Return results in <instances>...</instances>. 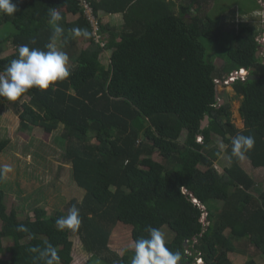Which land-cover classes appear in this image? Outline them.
Segmentation results:
<instances>
[{"label":"trees","instance_id":"trees-1","mask_svg":"<svg viewBox=\"0 0 264 264\" xmlns=\"http://www.w3.org/2000/svg\"><path fill=\"white\" fill-rule=\"evenodd\" d=\"M90 2L102 44L95 42L77 0H12L14 15L0 14V51L13 47L0 58V72L21 44L47 51L60 39L56 48L69 57L70 75L48 90L29 89L15 102L1 99L12 105L21 129L39 127L50 134L62 127L56 139L71 165V180L84 191L70 204L79 209V228L60 231L55 221L68 213L48 214L38 207L33 217L19 219L16 210L7 209L0 180V264H44L40 252L31 249H42L45 242L55 246L58 264H71L72 234L91 254L86 264H131L134 249L119 255L109 247L118 223L131 229L133 245L147 237V226L160 231L167 226L173 237L165 244L181 252L182 264H197L199 257L205 264H232L228 253L239 245L248 255L243 264H258V254L264 264V189L241 167L231 146L237 135L253 136L255 146L244 157L264 169V59L256 55L263 16L257 17L259 28L195 14L206 0ZM51 8L60 12L65 30L54 41ZM69 14L77 18L69 22ZM117 15L120 22L110 23L108 16ZM72 28L88 35L73 37ZM214 45L224 58L220 67L209 52ZM240 69L257 78L236 77L231 83L240 98L238 128L220 93L224 88L214 80ZM215 138L226 144L230 159L221 175L214 168L221 155ZM9 142L0 139V153ZM217 200L224 205L212 208ZM20 225L28 231H18ZM5 240L11 243L5 246Z\"/></svg>","mask_w":264,"mask_h":264},{"label":"rangeland","instance_id":"rangeland-1","mask_svg":"<svg viewBox=\"0 0 264 264\" xmlns=\"http://www.w3.org/2000/svg\"><path fill=\"white\" fill-rule=\"evenodd\" d=\"M201 6L200 12L195 11V14H209L211 18H217L223 22L243 20L258 25L259 28L262 27V24H260L262 22L257 17L262 15L264 18V11L262 10L264 0H206L204 4L201 3ZM191 14H194V12H191ZM66 18L70 22L76 19L77 16L68 15ZM108 18L110 23L118 24L120 22V16L118 15L108 16ZM230 24H225V29ZM224 32L226 31L224 30ZM230 37V34L224 33L225 40H229ZM59 40H55L56 47L61 43ZM261 40L263 45L259 48V57L264 59V38ZM218 51L214 45L209 52H213L216 56V58L214 57L215 65L220 67L224 58ZM11 53H13V47L9 44L8 47L0 51V58ZM105 62L107 61L105 60ZM224 88L223 91H220L222 98L230 103L232 120L236 127L241 128L242 123L238 113L240 98L235 95L231 86H225ZM61 129L62 127L50 134L39 127L21 129L19 119L12 109V105L4 103L0 98V139L6 138L10 141L7 148L0 153V167L4 165L12 167V171L7 173L3 182L5 202L8 211L16 210L18 212L19 219L33 217V209L38 207L44 208L48 214L56 211L68 213L71 208V200L75 199L79 202L82 198L84 191L71 180V165L63 159L64 146L56 139ZM183 138L184 132L179 140L182 141ZM214 143L221 150V155L214 164L215 170L221 175L224 168L230 166V159L226 152V144L218 138L214 139ZM240 165L257 182V187L264 189V169L253 168L245 157L240 159ZM201 169L204 168L201 167ZM223 203L221 201L214 202L211 207L220 208ZM1 227L2 221H0V229ZM161 232L164 234L165 241L172 239L173 234L167 226H163ZM130 235L131 229L118 223L112 229L109 247L119 255H122L127 249H134ZM71 240L73 242V260L71 264H86L91 254L85 250L77 234H72ZM10 243L9 240L4 241L5 246ZM236 248L235 252L243 254L241 245ZM4 257L8 258V255ZM96 264L103 263L97 260Z\"/></svg>","mask_w":264,"mask_h":264},{"label":"clouds","instance_id":"clouds-1","mask_svg":"<svg viewBox=\"0 0 264 264\" xmlns=\"http://www.w3.org/2000/svg\"><path fill=\"white\" fill-rule=\"evenodd\" d=\"M77 1L79 2V0ZM79 6L82 8L80 3ZM16 11L17 6L12 3V0H0V14L13 16ZM82 14L85 16L84 11ZM48 15V23L52 26V40L54 41L57 37L63 36L65 30L59 23L62 17L56 8H51ZM70 31L73 37H86L88 35L87 31L81 28H72ZM98 31L99 28L96 31L99 39L98 41L95 40V42L102 44ZM260 43L259 48L262 47L263 41L260 40ZM46 47L48 49L47 51L35 47L30 48L28 44L16 46V58L5 65L3 71L0 72V98H5L9 102H15L29 89L37 88L42 91L48 90L57 81L64 80L70 75L67 67L69 63L68 55L64 51L58 50L52 43ZM256 53L259 56V50ZM244 72H246L245 75L243 74ZM248 75L250 74H248L246 69H240L239 71H233L223 81L220 79H215L214 81L218 84V88H224L225 86H231V83L236 77L245 80ZM220 100L223 101L222 98H219ZM197 141L202 143L201 135L198 136ZM231 146L232 155L242 159L245 153L254 148L255 138L251 135H237L232 139ZM11 171L12 167L10 165L0 167V180L5 179L7 173ZM192 200L198 203L195 198ZM200 206L205 208L202 204ZM80 223L79 209L76 206L71 207L66 216L60 217L55 221L57 229L60 231L64 229H78ZM17 230L20 232L28 231L24 225L18 226ZM145 231L148 233L147 237H141L134 241V255L131 258V264H182L181 252H173L166 246L164 234L158 228L149 225ZM31 251H39L40 257L44 260V264H58V252L51 243L45 242L42 249L37 246L33 247ZM197 264L205 263L201 260Z\"/></svg>","mask_w":264,"mask_h":264},{"label":"built area","instance_id":"built-area-1","mask_svg":"<svg viewBox=\"0 0 264 264\" xmlns=\"http://www.w3.org/2000/svg\"><path fill=\"white\" fill-rule=\"evenodd\" d=\"M79 3H80V5L83 8L85 17L89 20V22L91 24L92 34H93L95 40L98 41L99 36L96 33V31L98 29V25H97L96 19L94 18L93 13H92V8H91V5H90V2H89V0H79ZM245 73L246 72H244L243 74L245 75ZM200 261H201V259L198 258L197 262H200Z\"/></svg>","mask_w":264,"mask_h":264},{"label":"crops","instance_id":"crops-1","mask_svg":"<svg viewBox=\"0 0 264 264\" xmlns=\"http://www.w3.org/2000/svg\"><path fill=\"white\" fill-rule=\"evenodd\" d=\"M248 255L242 254V253H237V252H229L228 253V258L231 261L232 264H243ZM255 261L258 262V264H263V256L261 254H258L254 257Z\"/></svg>","mask_w":264,"mask_h":264},{"label":"water","instance_id":"water-1","mask_svg":"<svg viewBox=\"0 0 264 264\" xmlns=\"http://www.w3.org/2000/svg\"><path fill=\"white\" fill-rule=\"evenodd\" d=\"M256 55H258L257 53H256ZM257 78V76H254V75H248V77H247V79H256ZM223 101L222 100H220V103H222ZM207 123H208V117L206 116L205 118H204V120H203V122H202V127H204L205 125H207ZM186 244V243H185Z\"/></svg>","mask_w":264,"mask_h":264}]
</instances>
